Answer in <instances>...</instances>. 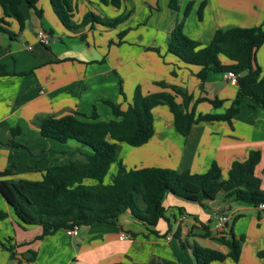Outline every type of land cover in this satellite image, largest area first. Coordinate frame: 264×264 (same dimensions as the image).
Instances as JSON below:
<instances>
[{"label": "crops", "instance_id": "0c3cea01", "mask_svg": "<svg viewBox=\"0 0 264 264\" xmlns=\"http://www.w3.org/2000/svg\"><path fill=\"white\" fill-rule=\"evenodd\" d=\"M170 1L122 0L115 7L103 0H74L78 23L89 11L111 18L129 14L116 28L97 23L76 31L63 25L50 0L37 4L42 17L21 4L26 17L22 31L18 20L4 16L0 5V18L17 34L0 33V171H11L6 178L40 180L47 168L68 163L65 154L80 152L73 140L62 143L44 137L34 124L38 116L76 111L87 115L80 118L88 121L96 109L99 120L109 121L114 114L107 100L126 108L138 86L144 94L159 92L163 88L157 82L162 80L188 89L194 97L189 108L196 114L224 113L233 105L240 95L239 84L227 79L225 72L210 71L201 89V67L171 54L168 40L181 21L185 33L203 45L210 43L218 29H264V0H178L176 9ZM42 28L50 34L48 45L37 37ZM120 31H126L122 43H114ZM256 59L264 75V44ZM204 98L220 99L223 104L216 108ZM239 107L231 123H195L184 136L169 107L159 105L154 109L152 138L137 147L120 143L118 156L127 168L158 166L193 173L206 172L216 161L227 178L234 161L246 160L252 150H259L262 158L256 173L264 188V108L252 107L249 97H242ZM163 203L171 223L158 222L160 235L151 233L127 211L117 223L80 226L77 235L59 229L40 238L43 227L22 225L0 195V211L6 213L0 218V264H197L192 250L181 246V239L228 252V246L213 236L231 229L236 237L246 236L240 260L227 258L212 264H264V257L258 255L264 249V208L227 200L224 192L204 204L168 193ZM222 210L230 221L219 232L215 217ZM235 216L240 219L237 223L231 222ZM247 218L249 223L240 232L238 224ZM207 232L212 236H206Z\"/></svg>", "mask_w": 264, "mask_h": 264}, {"label": "trees", "instance_id": "16d2710c", "mask_svg": "<svg viewBox=\"0 0 264 264\" xmlns=\"http://www.w3.org/2000/svg\"><path fill=\"white\" fill-rule=\"evenodd\" d=\"M40 0H0L4 16H14L22 31L26 17L20 9L26 3L33 8L38 16L43 12L37 7ZM115 7H120L122 0H103ZM59 20L69 30H79L95 24L116 28L123 23L129 14L114 18L103 17L94 11L87 12L81 22L75 21L74 0H50ZM170 5L177 8L178 0H171ZM188 15V7L185 11ZM6 24V25H4ZM4 17L0 18V33L6 32L16 37L7 26ZM126 31L118 33L121 44ZM264 44L262 27H232L216 30L210 43L203 45L189 37L181 21L175 25L168 40V51L188 65L200 66L198 77L204 82L210 71L240 74L238 84L240 95L233 105L224 113H199L190 110L193 94L183 86L158 81L162 91L144 94L138 86L133 99L126 108L121 103L107 100L112 108L114 118L109 121L99 120L96 109L92 120H84L80 116L87 115L71 112L62 116L50 114L34 119L44 137L62 143L71 140L88 147L82 159H74L68 163L47 168L40 180L27 178H6L10 170L0 171V195L7 201L15 216L22 225H39L43 227L40 238L52 234L59 229H71L75 225L85 226L96 222L117 223L119 217L129 211L132 216L143 223L147 229L160 235L156 226L161 219L171 223L164 206L168 193L189 201L204 204L205 200H213L224 192L227 200L249 203L260 207L264 203L262 179L256 173L262 155L259 150H252L246 160L233 162L227 178H223L222 169L214 161L206 172H182L167 167L148 166L127 168L118 156L119 143L137 147L147 143L155 132L154 109L159 105H167L174 115L175 126L187 136L193 125L199 122L227 121L232 122L240 110L242 97L252 100V107L264 108V75L257 63V50ZM225 58L228 62H224ZM121 93L125 97L124 92ZM178 98L182 100L179 101ZM209 100L218 108L223 100ZM18 130V129H17ZM16 131V130H14ZM117 170L106 182L112 166ZM182 211V210H181ZM222 213L225 210L221 211ZM6 213L0 211V218ZM261 214L258 213L260 218ZM238 218L235 216L234 221ZM233 221V223H234ZM212 236L211 233H205ZM166 236V234L162 235ZM180 237V234H177ZM228 246L229 251L223 252L203 246L198 242L189 243L181 239L184 249L190 248L197 264H212L232 258L238 262L241 258L245 235L236 237L231 229L229 233L213 236ZM258 255L264 257V249ZM113 264H150L125 263Z\"/></svg>", "mask_w": 264, "mask_h": 264}, {"label": "built area", "instance_id": "2783aa9c", "mask_svg": "<svg viewBox=\"0 0 264 264\" xmlns=\"http://www.w3.org/2000/svg\"><path fill=\"white\" fill-rule=\"evenodd\" d=\"M37 37L40 42L45 45H48L50 43V34L45 28H42L38 31ZM239 76L240 74H237L236 72L231 70L225 72V77L229 79L232 83H238ZM260 207L264 208V203H262ZM229 221V215L219 212L215 217V228L219 232H224ZM79 228V225L73 226V228L70 229V233L73 235H77L79 232ZM123 237H127V235H124Z\"/></svg>", "mask_w": 264, "mask_h": 264}, {"label": "rangeland", "instance_id": "374dc122", "mask_svg": "<svg viewBox=\"0 0 264 264\" xmlns=\"http://www.w3.org/2000/svg\"><path fill=\"white\" fill-rule=\"evenodd\" d=\"M118 40H119V38H118ZM71 142L74 143V144L79 145L81 148H80V152L72 151V152H68L67 154H65L66 159L68 160V162L71 161V160H74V159H82V158H83L82 154H83V153H88L89 150H90L88 147L83 146V145H80L79 142H77V141H75V140H73V141H71ZM57 143H58V142H54L55 146L58 145ZM121 144H122V143H121ZM119 145H120V143H119ZM125 145H126V144H125ZM65 148L67 149V147H65ZM67 151H68V150H67ZM120 152H122V151L120 150ZM116 168H117V165L114 164V165L112 166V168H111V172L109 173V175H108L107 178H106V182H109V181H110V178H111L112 174L115 172ZM253 212H254V211H251L252 214H253ZM169 213H171V212H169ZM239 220H240V219L234 221V219H233L231 222L234 221V223H237ZM248 223H249V218L242 220V222H240V223L238 224L239 231L241 232V228H243V227L246 228L247 225H248ZM230 224H231V223H230ZM212 227H214V225H212Z\"/></svg>", "mask_w": 264, "mask_h": 264}]
</instances>
